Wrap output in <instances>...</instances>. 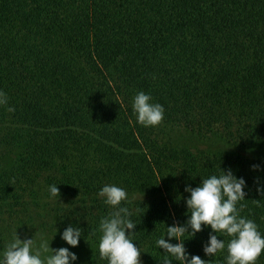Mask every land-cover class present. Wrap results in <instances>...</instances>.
Returning a JSON list of instances; mask_svg holds the SVG:
<instances>
[{
    "label": "trees",
    "instance_id": "trees-1",
    "mask_svg": "<svg viewBox=\"0 0 264 264\" xmlns=\"http://www.w3.org/2000/svg\"><path fill=\"white\" fill-rule=\"evenodd\" d=\"M0 91V253L15 234L61 242L72 225L82 264H107L98 227L112 209L96 193L115 184L128 194L140 264H161L155 241L185 223V186L219 167L245 179L241 215L264 234V156L171 140L184 131L241 150L264 144V0H0ZM139 91L163 106L158 126L136 123ZM209 232L184 247L225 264V253L204 255Z\"/></svg>",
    "mask_w": 264,
    "mask_h": 264
},
{
    "label": "clouds",
    "instance_id": "clouds-1",
    "mask_svg": "<svg viewBox=\"0 0 264 264\" xmlns=\"http://www.w3.org/2000/svg\"><path fill=\"white\" fill-rule=\"evenodd\" d=\"M6 103L7 96L0 91V105ZM13 110L8 108L9 112ZM132 111L136 123L144 127L158 126L164 114L163 106L153 102L152 97L143 91L132 98ZM250 170L258 171L259 166L252 165ZM245 187L246 181L242 176H236L231 168L220 167L218 173L200 178L196 187L186 185L185 223L165 227V232L155 241L157 248L165 253L161 264H173V259L179 264H209L199 256H190L184 247V237L193 238L202 226L210 228L208 239L202 246L205 256L214 258L217 253H225V264H256L264 252V234L254 220L241 215L244 205L239 202L247 200ZM256 191L264 195V186L258 185ZM48 193L50 199L58 198L57 185H49ZM96 195L112 209L99 221L97 251L100 258L106 259L107 264H140L141 251L131 239L137 224L131 219L132 211L122 203L128 201L126 190L115 184H105ZM220 235L227 237V241ZM81 236L79 227L69 225L60 233V239L69 247L51 249L49 242L41 241L37 247L33 237L22 241L15 234L0 253V264H75L77 256L69 248H75ZM173 239L176 241L174 244L171 242ZM41 251L48 255L41 258Z\"/></svg>",
    "mask_w": 264,
    "mask_h": 264
},
{
    "label": "rangeland",
    "instance_id": "rangeland-1",
    "mask_svg": "<svg viewBox=\"0 0 264 264\" xmlns=\"http://www.w3.org/2000/svg\"><path fill=\"white\" fill-rule=\"evenodd\" d=\"M171 140L174 144L178 146L187 147L191 149H203L211 152H218V151L234 152V153L245 152L248 154H256V155L264 156V144L248 147L241 150L237 146L229 144L218 137L209 136V137L201 138L197 135H193L191 133H187L184 131L172 132ZM30 232H32V230L28 229L27 232L24 233L23 235L25 239L33 237L37 247H39L41 241H44L46 243L49 242V247L51 249L69 247L62 241L60 242L58 239L49 237L46 234L29 236V234H31ZM69 250L71 252H74L77 256V260L75 261V264H82L84 260V256L87 253L86 247L84 245H80V246H76L75 248H69ZM45 255H48V253L41 251V258H43Z\"/></svg>",
    "mask_w": 264,
    "mask_h": 264
}]
</instances>
